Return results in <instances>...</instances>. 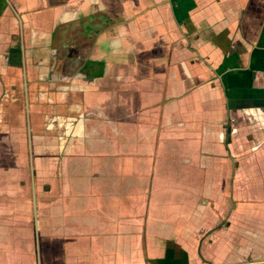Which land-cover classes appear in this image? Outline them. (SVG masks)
<instances>
[{"label": "crops", "instance_id": "0c3cea01", "mask_svg": "<svg viewBox=\"0 0 264 264\" xmlns=\"http://www.w3.org/2000/svg\"><path fill=\"white\" fill-rule=\"evenodd\" d=\"M0 264H264V0H0Z\"/></svg>", "mask_w": 264, "mask_h": 264}]
</instances>
